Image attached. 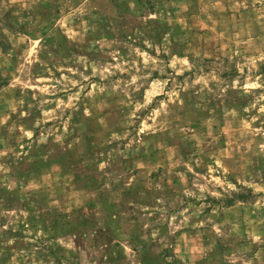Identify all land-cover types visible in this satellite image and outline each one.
Returning <instances> with one entry per match:
<instances>
[{"label":"rangeland","instance_id":"374dc122","mask_svg":"<svg viewBox=\"0 0 264 264\" xmlns=\"http://www.w3.org/2000/svg\"><path fill=\"white\" fill-rule=\"evenodd\" d=\"M0 264H264V0H0Z\"/></svg>","mask_w":264,"mask_h":264}]
</instances>
